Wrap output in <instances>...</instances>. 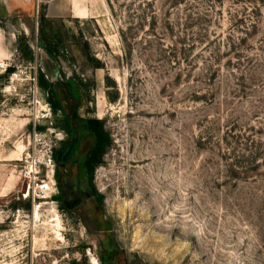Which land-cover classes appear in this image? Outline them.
I'll use <instances>...</instances> for the list:
<instances>
[{"label":"rangeland","instance_id":"1","mask_svg":"<svg viewBox=\"0 0 264 264\" xmlns=\"http://www.w3.org/2000/svg\"><path fill=\"white\" fill-rule=\"evenodd\" d=\"M32 2L1 19L0 264H264V0ZM94 129L72 221L53 156Z\"/></svg>","mask_w":264,"mask_h":264},{"label":"flooded vegetation","instance_id":"2","mask_svg":"<svg viewBox=\"0 0 264 264\" xmlns=\"http://www.w3.org/2000/svg\"><path fill=\"white\" fill-rule=\"evenodd\" d=\"M67 135L62 147L54 153L55 166L51 181L55 187L53 199L57 208L66 218L76 221L90 208L97 211L103 202L93 183L94 171L103 156L100 153L80 152L79 130L69 131ZM103 257V264L112 263L109 248Z\"/></svg>","mask_w":264,"mask_h":264},{"label":"crops","instance_id":"3","mask_svg":"<svg viewBox=\"0 0 264 264\" xmlns=\"http://www.w3.org/2000/svg\"><path fill=\"white\" fill-rule=\"evenodd\" d=\"M35 0H0V54H6V41H7V33L8 30L6 27L1 25V19H8L17 17L19 19L18 23L19 26L13 25V29L9 30V33L13 34V43H16V34L24 31L25 33L28 31V29H31L30 26H28L22 21V18L26 19L28 15V11L32 10L33 2ZM44 1V0H41ZM48 2H63V7H67L68 11L71 12L72 16H76L77 12L80 10H84L83 6L85 3H97V5H100L103 3V0H46ZM76 8L79 10L77 11ZM17 24V22H15ZM15 38V39H14ZM21 39V38H20ZM19 39V40H20ZM7 60L6 57L0 56V61ZM11 184H8L6 188H11ZM7 191V190H6Z\"/></svg>","mask_w":264,"mask_h":264},{"label":"trees","instance_id":"4","mask_svg":"<svg viewBox=\"0 0 264 264\" xmlns=\"http://www.w3.org/2000/svg\"><path fill=\"white\" fill-rule=\"evenodd\" d=\"M27 49L30 50L29 47H27ZM29 59L31 61H33V55L31 52L29 53ZM94 132L96 133V135L98 137V145L95 147V149L91 153L92 154L100 153L103 156L102 152H103V146H104V141H103L104 140V133L102 130L100 131V130H96V129H94ZM100 162H101V160H100Z\"/></svg>","mask_w":264,"mask_h":264},{"label":"bare ground","instance_id":"5","mask_svg":"<svg viewBox=\"0 0 264 264\" xmlns=\"http://www.w3.org/2000/svg\"><path fill=\"white\" fill-rule=\"evenodd\" d=\"M92 264H97L96 260H94V261L92 262Z\"/></svg>","mask_w":264,"mask_h":264},{"label":"built area","instance_id":"6","mask_svg":"<svg viewBox=\"0 0 264 264\" xmlns=\"http://www.w3.org/2000/svg\"><path fill=\"white\" fill-rule=\"evenodd\" d=\"M36 167H37V165H36ZM25 176L28 177V175H26V174H25Z\"/></svg>","mask_w":264,"mask_h":264}]
</instances>
